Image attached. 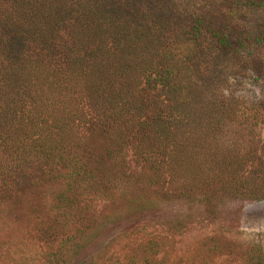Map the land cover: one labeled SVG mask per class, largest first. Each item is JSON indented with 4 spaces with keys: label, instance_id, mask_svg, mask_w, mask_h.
<instances>
[{
    "label": "trees",
    "instance_id": "trees-1",
    "mask_svg": "<svg viewBox=\"0 0 264 264\" xmlns=\"http://www.w3.org/2000/svg\"><path fill=\"white\" fill-rule=\"evenodd\" d=\"M207 8L191 0H0V194L35 166L75 183L72 197L56 196L73 211L71 230L47 244L40 264H72L99 235L96 204L76 190L91 178L93 136L110 146L108 156L124 160L131 150L141 170L166 175L163 202L264 200V136L233 89L256 42L219 6ZM189 43L185 67L166 62ZM165 247L151 237L125 264H157ZM245 264H264V254L252 248Z\"/></svg>",
    "mask_w": 264,
    "mask_h": 264
},
{
    "label": "rangeland",
    "instance_id": "rangeland-1",
    "mask_svg": "<svg viewBox=\"0 0 264 264\" xmlns=\"http://www.w3.org/2000/svg\"><path fill=\"white\" fill-rule=\"evenodd\" d=\"M191 1L206 11L210 4L219 6L233 29L252 32L256 47L247 59L244 78L233 89L242 112L256 116L264 136V0H249L247 6L239 0ZM193 51L190 43L176 45L166 62L183 68ZM87 140L91 178L80 179L76 190L81 202L96 204L101 227L72 264H125L151 237L166 243L157 264H245L252 248L264 254V200L217 197L215 206L209 207L197 195L163 202L166 175L141 170L131 150L125 151L123 160L114 152L108 156L111 148L100 137ZM68 175L52 174L44 166L30 167L16 177L11 190L2 191L0 264H40L47 244L70 232L73 211L61 210L56 199L59 193L73 196L75 183ZM151 200L156 206H148Z\"/></svg>",
    "mask_w": 264,
    "mask_h": 264
}]
</instances>
